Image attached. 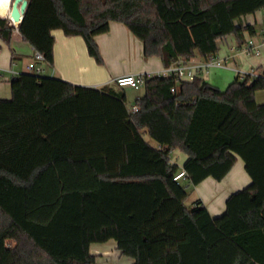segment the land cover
<instances>
[{
	"label": "trees",
	"instance_id": "16d2710c",
	"mask_svg": "<svg viewBox=\"0 0 264 264\" xmlns=\"http://www.w3.org/2000/svg\"><path fill=\"white\" fill-rule=\"evenodd\" d=\"M11 0H0V39L11 44ZM264 0H27L17 28L47 65L54 36H81L102 63L95 36L123 24L144 57L164 67L215 57L255 35L243 25ZM222 91L200 73L191 81L153 74L128 108L123 87L73 85L20 73L0 98V264H97L93 243L114 240L132 264H264V71ZM173 89V91H172ZM187 155L188 184L173 175ZM240 157L251 183L210 216L189 188L220 181Z\"/></svg>",
	"mask_w": 264,
	"mask_h": 264
},
{
	"label": "crops",
	"instance_id": "0c3cea01",
	"mask_svg": "<svg viewBox=\"0 0 264 264\" xmlns=\"http://www.w3.org/2000/svg\"><path fill=\"white\" fill-rule=\"evenodd\" d=\"M241 22L243 25L251 24L255 27V35L252 37L254 42L261 43L264 40V10L243 17ZM258 25L261 27L258 28ZM52 35L54 45L51 65L38 63L42 61L34 58V49L22 40L16 27L12 33L10 45L0 39V70H2L0 74L3 76L0 79V98H10V80L16 76V73L17 75L26 73L27 64L39 66L43 70L42 76L93 88L114 86V80L120 76L136 73L157 74L164 69L159 57H144L142 42L118 22H111L106 33L96 35L94 38L102 58L101 64L89 55L81 36H66L60 29L53 30ZM217 45L218 51L215 58L224 59L226 67H212L207 72H201L203 79L211 85L220 89L221 84H226L227 81L223 77H226L227 71L233 72V79L239 80L243 78L237 74L236 69L244 72L254 70L257 74L264 71V45L257 56H245L239 53L237 42L232 34L219 39ZM201 61L202 59L198 56L191 59V62ZM125 87L122 89L130 110L135 100L128 104L130 92ZM130 89L135 90L132 87ZM142 95L143 92L141 95H136V99ZM255 99L257 103H264V90L257 91ZM169 158L172 164L182 168L187 155L176 149L171 152ZM251 181V177L245 171L243 160L236 157L234 165L220 181L207 177L192 187L198 191L199 197L196 199H200L210 216L215 217L225 211L228 196L249 185ZM182 183L188 184V179L186 178ZM93 245H90L89 252L98 258L96 249L94 251L92 249ZM132 263L133 259L130 258L127 264Z\"/></svg>",
	"mask_w": 264,
	"mask_h": 264
},
{
	"label": "built area",
	"instance_id": "2783aa9c",
	"mask_svg": "<svg viewBox=\"0 0 264 264\" xmlns=\"http://www.w3.org/2000/svg\"><path fill=\"white\" fill-rule=\"evenodd\" d=\"M264 45V40L261 43H256L252 39H248L247 42L238 49L239 53L245 56L250 55H259L262 51ZM34 58L37 61H42V56L34 51ZM216 67V68H222L226 67L224 59H219L212 57L209 60H202L201 62H191L189 61H180L172 64L169 67H164L160 72L157 73V75L162 76H175L177 79L181 80H187L191 81L193 80L194 76L198 73L201 74V72H207L209 68ZM25 70L27 73H32L35 75H42L43 70L39 66H33L31 64H27L25 67ZM2 70H0V73ZM237 74L241 75V77H244L246 75L250 76L251 78L256 77L258 74L254 70H250L249 72H244L242 70H237ZM17 75V73L15 74ZM153 74L150 73H136V74H129L117 77L114 80V83L119 87H125L129 86L134 89H139L143 86V82L145 78H148ZM3 76L0 74V79H2ZM173 91V89H172ZM138 99V98H137ZM138 110L137 104H133L130 108L131 112H136ZM187 178V173L184 169H179L172 177V180L176 182L177 184H182V181Z\"/></svg>",
	"mask_w": 264,
	"mask_h": 264
},
{
	"label": "rangeland",
	"instance_id": "374dc122",
	"mask_svg": "<svg viewBox=\"0 0 264 264\" xmlns=\"http://www.w3.org/2000/svg\"><path fill=\"white\" fill-rule=\"evenodd\" d=\"M258 28L261 27V25L257 26ZM38 63H44V62H38ZM225 75L226 77H223L225 81H227L226 84H221L220 90L224 91L229 83H231L233 79V72L227 71ZM241 76V75H240ZM127 90H129L130 94L128 96V104L134 102L136 99V95H141L143 92V88L140 87L139 89H130L129 86L125 87ZM189 195L186 199V205H191L192 201L199 197L198 191L195 188H189ZM92 246L93 251L98 254L97 258V264H127V261L130 259L129 257L122 255L118 250L115 248L114 240H108L104 243H93Z\"/></svg>",
	"mask_w": 264,
	"mask_h": 264
},
{
	"label": "water",
	"instance_id": "95a60500",
	"mask_svg": "<svg viewBox=\"0 0 264 264\" xmlns=\"http://www.w3.org/2000/svg\"><path fill=\"white\" fill-rule=\"evenodd\" d=\"M26 6H27V0H11L10 2L9 20L11 21V23L16 22L18 24L16 28H18L19 23L23 18ZM12 25L15 27L14 24Z\"/></svg>",
	"mask_w": 264,
	"mask_h": 264
},
{
	"label": "bare ground",
	"instance_id": "6f19581e",
	"mask_svg": "<svg viewBox=\"0 0 264 264\" xmlns=\"http://www.w3.org/2000/svg\"><path fill=\"white\" fill-rule=\"evenodd\" d=\"M9 16H10V11H9V15H8V19H9ZM15 25V27L18 25L16 22L12 23Z\"/></svg>",
	"mask_w": 264,
	"mask_h": 264
}]
</instances>
